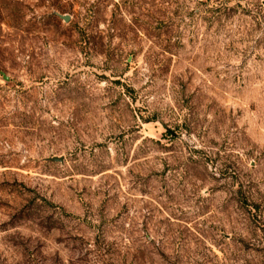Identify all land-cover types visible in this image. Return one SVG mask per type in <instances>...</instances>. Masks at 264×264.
Masks as SVG:
<instances>
[{
	"label": "rangeland",
	"instance_id": "rangeland-1",
	"mask_svg": "<svg viewBox=\"0 0 264 264\" xmlns=\"http://www.w3.org/2000/svg\"><path fill=\"white\" fill-rule=\"evenodd\" d=\"M0 264H264V0H0Z\"/></svg>",
	"mask_w": 264,
	"mask_h": 264
},
{
	"label": "water",
	"instance_id": "water-1",
	"mask_svg": "<svg viewBox=\"0 0 264 264\" xmlns=\"http://www.w3.org/2000/svg\"><path fill=\"white\" fill-rule=\"evenodd\" d=\"M54 161H58L57 158H55Z\"/></svg>",
	"mask_w": 264,
	"mask_h": 264
}]
</instances>
